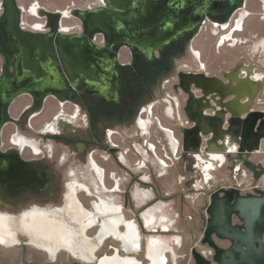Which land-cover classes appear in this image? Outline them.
Listing matches in <instances>:
<instances>
[{
	"label": "flooded vegetation",
	"instance_id": "af4514ba",
	"mask_svg": "<svg viewBox=\"0 0 264 264\" xmlns=\"http://www.w3.org/2000/svg\"><path fill=\"white\" fill-rule=\"evenodd\" d=\"M34 1L14 0L20 30L86 34L79 14L78 23L67 25L64 16L59 25V9L36 3L23 15ZM5 9L0 0V18ZM162 10L161 23L160 17L126 23L121 39L129 45L110 44L93 28L80 54L65 56L64 68L58 58L40 69L20 59L0 20V219L14 224L19 240L26 238L22 214L61 208L68 181L76 179L90 190L76 194L85 209L104 198L124 221H114L117 230L124 233L127 222L132 227L127 249L107 231L88 264L104 257L112 258L109 264H264V0H172ZM166 22L183 32L151 52L137 44ZM207 24L222 32L217 72L190 44ZM196 78L225 89L206 91ZM232 78L247 81L237 99ZM175 169L189 173L182 178L189 204L183 216L177 188L162 183ZM225 169L228 177L216 176ZM215 182L207 203L192 200ZM213 206L221 211L215 219ZM198 219L203 226L196 239ZM101 222L97 215L89 236L99 233Z\"/></svg>",
	"mask_w": 264,
	"mask_h": 264
},
{
	"label": "bare ground",
	"instance_id": "6f19581e",
	"mask_svg": "<svg viewBox=\"0 0 264 264\" xmlns=\"http://www.w3.org/2000/svg\"><path fill=\"white\" fill-rule=\"evenodd\" d=\"M74 51L73 49V53ZM68 56L66 54L67 59H69ZM232 79L235 80V84L232 85L231 90L235 99H237L241 94L240 89L246 86L247 81L239 78ZM195 81L204 90L216 94L222 93L225 89L224 85L218 86L215 81L210 84L200 82L197 78ZM213 147L212 145L211 148ZM97 173L99 181H102L101 170L98 169ZM82 183L76 179L68 181L65 203L61 208H33L22 214L20 225L26 235V244L28 246H32L53 258H56L63 251L73 258L88 264L95 258L94 252L107 231L116 232V237L123 244L124 249H127L132 244V227L130 223L127 222L125 224L126 231L124 233L115 227L114 221L121 220L124 222L117 214L118 208L112 207L104 198H100L92 210H87L80 204L76 194L79 191H86L87 193L90 191ZM97 215L102 218L100 230L96 236L91 237L88 235V231L93 228ZM13 226L14 224L10 220H6V218L0 219V245L14 246L19 243L20 240ZM111 259L104 257L98 261V264H109ZM119 264L125 263L121 262Z\"/></svg>",
	"mask_w": 264,
	"mask_h": 264
},
{
	"label": "water",
	"instance_id": "95a60500",
	"mask_svg": "<svg viewBox=\"0 0 264 264\" xmlns=\"http://www.w3.org/2000/svg\"><path fill=\"white\" fill-rule=\"evenodd\" d=\"M172 0H105L106 7L79 13V19L86 25L87 31L84 35H53L34 34L24 32L18 27V11L15 7L14 0H4L6 9L0 20L6 24L5 31L12 35L15 43L19 47V57L30 66H36L40 69V63L43 66L52 65L55 60H59L61 67L64 68L66 54L75 56L73 51H69V47L77 50V55L80 54L78 47L81 41H86L87 36L93 28L104 32L110 44L115 42L129 45L128 41L121 39L122 35L128 33L126 23H131L133 26H141L149 22H156L157 17L162 19L166 17L163 14L162 8L164 5L170 4ZM136 16V17H135ZM183 24V23H182ZM154 26V24L152 25ZM172 26V27H169ZM149 27V26H147ZM147 27H143L145 29ZM183 29L180 25L173 26L172 24L163 23L160 28H157L153 33L137 38V44H141L145 49L151 52L154 48H161L178 34H181ZM113 41V43H112ZM139 47V46H138ZM45 49V55L39 53V49ZM80 48V47H79ZM140 50L141 47H139ZM43 56V57H42ZM35 57L37 65L34 64L32 58ZM36 71V70H35ZM213 219L221 215V211L213 206ZM234 240L235 238L232 237Z\"/></svg>",
	"mask_w": 264,
	"mask_h": 264
},
{
	"label": "rangeland",
	"instance_id": "374dc122",
	"mask_svg": "<svg viewBox=\"0 0 264 264\" xmlns=\"http://www.w3.org/2000/svg\"><path fill=\"white\" fill-rule=\"evenodd\" d=\"M21 1V4L25 0H19ZM92 0H65L66 2V7H70L69 9H74L73 12L68 15V19L66 21L67 25L73 23L74 20L77 19V16L75 14H79L78 12L81 10H84L85 5ZM36 2L44 6L47 10H56V8H59V1L58 0H36ZM106 3V2H105ZM106 6V5H105ZM65 10V9H63ZM63 10H60L59 12H62ZM33 20H39L38 18H34ZM202 28V27H201ZM201 30V31H200ZM217 32L219 35H214L213 32ZM220 33H222L219 29V27L214 26V25H209L203 26L202 29H198L196 35L193 37L191 41L192 47L200 50L203 60L207 65V69H209L212 72H217V69L220 67V61L222 60V55H221V48L220 46L217 45L218 40L220 39ZM260 41L256 42L252 47H250L252 54H255L256 51L260 48ZM264 53V51H262ZM173 81H176V75L175 79ZM170 84H168L169 86ZM175 87V85H173ZM259 97L263 98V95L261 93L259 94ZM5 133H8L7 130H5ZM178 174L177 178V185H176V179L175 175ZM229 172L227 169L225 170H220L219 172L216 173L217 177H228ZM188 177L189 173L186 172L183 169H175L172 171L169 175L163 178L162 183L169 188H173L175 190L177 188L178 195H177V200H176V205L182 209L184 208V212L181 210L179 213L183 215L187 214V206L188 200H186L183 196L182 193L185 192L187 189L185 181L182 180L183 177ZM222 184V182H219ZM215 184V185H214ZM216 182L213 183L211 186H207L210 189L206 190V195H200L199 193H195L192 195V200L195 201V203H207L208 202V193L211 191V189H214L216 187ZM179 209V210H180ZM197 225L195 227V233H196V239H199L200 234H201V229L203 226V220H199L195 222ZM195 239V240H196ZM27 239L24 238L23 236L20 237V244L15 246L17 247L16 250L12 255L11 259L10 257L7 258L11 253L8 252L9 250H2L0 247V251L2 250L3 253V260L6 262L7 260H11L13 262L18 261V264H82L81 261L73 258L71 255H69L66 252H61L59 253L56 258L50 257L49 255L43 253L42 251L32 247L28 246V244H25ZM105 250L104 248L101 250V252ZM17 252V253H16Z\"/></svg>",
	"mask_w": 264,
	"mask_h": 264
},
{
	"label": "built area",
	"instance_id": "2783aa9c",
	"mask_svg": "<svg viewBox=\"0 0 264 264\" xmlns=\"http://www.w3.org/2000/svg\"><path fill=\"white\" fill-rule=\"evenodd\" d=\"M36 1L32 2L24 11H23V15H26V14H29L31 15L32 14V10L35 8L36 10ZM93 6H96V7H101V6H105V0H92V1H89L85 7H84V10H87V9H90V7H93ZM71 10L69 9H65L63 10L62 12H60V17H61V20L59 19V25H61V21H62V18L64 16H68L70 15V12ZM67 12V13H66ZM26 19H23L21 20V26H26L25 25V21Z\"/></svg>",
	"mask_w": 264,
	"mask_h": 264
},
{
	"label": "crops",
	"instance_id": "0c3cea01",
	"mask_svg": "<svg viewBox=\"0 0 264 264\" xmlns=\"http://www.w3.org/2000/svg\"><path fill=\"white\" fill-rule=\"evenodd\" d=\"M59 1V8H56V9H59V10H63V9H68V8H70V7H66V8H64L66 5V2H65V0H58ZM54 11V9L53 10H49V12H53ZM73 23L75 24V23H78V20L76 19V20H74L73 21ZM73 23H71V24H73ZM17 245H19L18 243L16 244V245H14V246H3V245H0V247L2 248V250H3V248H4V250H9L8 252H11V253H9L10 255L7 257V258H9L10 257V259H11V255L15 252V251H13V250H16L17 249V247H15V246H17ZM2 250L0 251V264H18V261H16V262H13V261H11V260H7L6 262L3 260V253H2ZM17 253V252H16ZM28 264V263H27Z\"/></svg>",
	"mask_w": 264,
	"mask_h": 264
}]
</instances>
